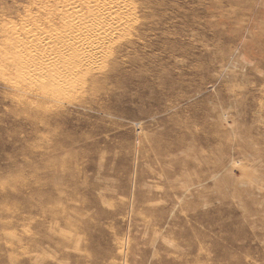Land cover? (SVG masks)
I'll list each match as a JSON object with an SVG mask.
<instances>
[{"label": "rangeland", "instance_id": "obj_1", "mask_svg": "<svg viewBox=\"0 0 264 264\" xmlns=\"http://www.w3.org/2000/svg\"><path fill=\"white\" fill-rule=\"evenodd\" d=\"M91 3L0 0V264H264V0H115L25 77L18 33Z\"/></svg>", "mask_w": 264, "mask_h": 264}, {"label": "bare ground", "instance_id": "obj_2", "mask_svg": "<svg viewBox=\"0 0 264 264\" xmlns=\"http://www.w3.org/2000/svg\"><path fill=\"white\" fill-rule=\"evenodd\" d=\"M71 2L76 5V2ZM87 2H92L90 6L94 7L92 10L89 9L90 6L88 7L90 11H87V15H82L77 10L74 13L63 12L64 16H62L56 11L58 14L56 22L45 19L47 25L39 22L32 29H24V35L18 33L21 39L19 40L17 35V51L23 63L22 70L25 77L34 73L33 75L53 85L62 82L68 76L66 71L73 64L72 59L79 60L87 54V45L99 43L102 33L113 24L115 10L112 13L107 11L115 8V0H87ZM52 14L50 13V17L54 16H51Z\"/></svg>", "mask_w": 264, "mask_h": 264}]
</instances>
